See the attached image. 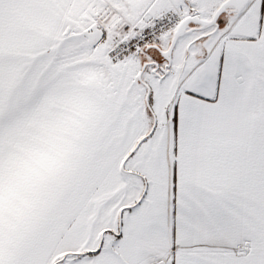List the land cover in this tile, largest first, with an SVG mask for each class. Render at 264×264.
<instances>
[{"label": "snow or ice", "instance_id": "1", "mask_svg": "<svg viewBox=\"0 0 264 264\" xmlns=\"http://www.w3.org/2000/svg\"><path fill=\"white\" fill-rule=\"evenodd\" d=\"M0 264H264V0H0Z\"/></svg>", "mask_w": 264, "mask_h": 264}]
</instances>
